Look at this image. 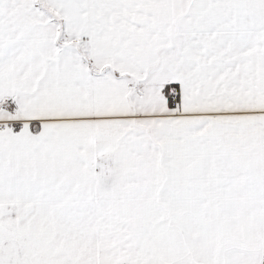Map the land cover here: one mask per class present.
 Returning a JSON list of instances; mask_svg holds the SVG:
<instances>
[{"label":"snow or ice","instance_id":"snow-or-ice-1","mask_svg":"<svg viewBox=\"0 0 264 264\" xmlns=\"http://www.w3.org/2000/svg\"><path fill=\"white\" fill-rule=\"evenodd\" d=\"M0 264H264V0H0Z\"/></svg>","mask_w":264,"mask_h":264}]
</instances>
